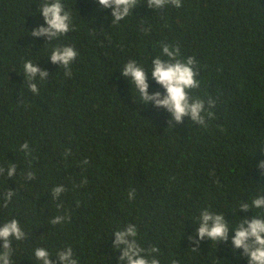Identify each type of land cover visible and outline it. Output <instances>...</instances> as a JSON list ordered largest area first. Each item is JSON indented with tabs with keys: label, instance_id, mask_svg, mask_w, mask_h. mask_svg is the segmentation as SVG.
<instances>
[{
	"label": "trees",
	"instance_id": "1",
	"mask_svg": "<svg viewBox=\"0 0 264 264\" xmlns=\"http://www.w3.org/2000/svg\"><path fill=\"white\" fill-rule=\"evenodd\" d=\"M42 2L0 0V167L17 168L11 178L0 174V224L16 219L26 233L12 241V264H39L38 247L53 264L66 247L79 264H123L112 243L129 223L141 246L160 249L161 264H248L230 240L205 237L193 250L188 237L202 209L224 214L232 227L259 212H239V204L264 191L255 167L264 158V0H182L179 8L138 0L119 24L98 0H61L72 26L53 41L29 35L44 24ZM163 44L178 47L179 59L195 57L200 86L190 96L205 101V125L177 123L166 109L140 103L122 75L136 60L149 93L164 92L151 78L152 61L168 59ZM67 45L78 51L71 77L50 59ZM29 60L48 77L29 82ZM27 83H37L38 94ZM56 186L66 191L53 199ZM56 216L66 219L52 225Z\"/></svg>",
	"mask_w": 264,
	"mask_h": 264
},
{
	"label": "clouds",
	"instance_id": "2",
	"mask_svg": "<svg viewBox=\"0 0 264 264\" xmlns=\"http://www.w3.org/2000/svg\"><path fill=\"white\" fill-rule=\"evenodd\" d=\"M98 4L104 9H112L111 15L113 23L119 24L127 18L138 7V0H98ZM171 4L177 8L182 6V0H147L149 8H164ZM42 13L44 24L37 26L30 32V36H46L49 41L66 35L72 26L71 14L65 10L61 0H43L37 9ZM162 51L167 60L157 56L152 61L151 78L156 81L165 91H156L149 93V76L144 67L136 60H129L122 68V75L132 84V90L135 89L140 97V103L149 105L154 103L157 108H164L171 115L172 121L177 123L183 122L185 117H189L193 122L205 125V101L203 99H193L190 91L200 86L197 79L199 72L196 68L197 61L195 57L179 59L180 49L168 44L162 45ZM78 51L70 45L55 47L50 59L53 64H59L65 69V76L71 77V64L76 60ZM24 76L29 82L37 79L44 80L48 77L47 71H42L31 60L26 61L23 65ZM28 88L33 93L38 94L39 88L37 83H27ZM209 108L214 107L215 101H207ZM207 116L211 117L212 112L208 111ZM170 121L169 123H171ZM21 150L30 154V146L27 142L23 143ZM70 154L66 153V155ZM88 161L85 160L84 164ZM261 176H264V158L260 159L255 165ZM16 165L11 164L7 170L0 167V174H6L9 178L16 174ZM28 180L35 178L31 171L27 173ZM66 191L63 186H56L52 189L53 199H57L61 193ZM251 199V202H242L239 204V212H248L253 209L259 210L251 218L241 217L235 227L230 226L222 213H214L205 208L201 210L198 217L200 226L191 234L188 239L192 247L197 250L201 241L207 237L212 242L227 243L231 241L233 252L242 251V256L247 258L248 264H264V191L259 192ZM15 191L9 190L4 194V207L11 202ZM135 197V189H130L128 198L131 200ZM62 207V203L58 205ZM65 216H56L50 222L52 225L61 224L65 221ZM234 233V234H233ZM115 241L112 248L120 252L118 260L123 264H161V259L157 258L160 249L156 246L145 248L138 242V228L135 224L129 223L123 229L114 232ZM26 233L22 230L20 222L12 219L0 224V264H12V241L25 239ZM198 237V239H197ZM34 255L39 264H53L51 253L43 248L38 247L34 250ZM56 264H79L74 256L73 249L66 247L55 254ZM171 264H178L172 260Z\"/></svg>",
	"mask_w": 264,
	"mask_h": 264
}]
</instances>
